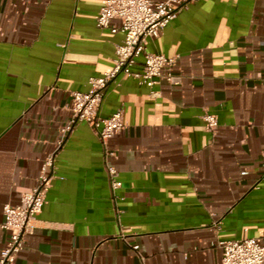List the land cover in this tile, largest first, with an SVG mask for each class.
Listing matches in <instances>:
<instances>
[{
  "label": "crops",
  "instance_id": "0c3cea01",
  "mask_svg": "<svg viewBox=\"0 0 264 264\" xmlns=\"http://www.w3.org/2000/svg\"><path fill=\"white\" fill-rule=\"evenodd\" d=\"M101 4L0 0V225L56 149L70 92L113 65L123 34L96 26ZM147 50L176 57L171 80L155 96L122 75L107 85L99 113L121 106L124 128L103 145L76 124L15 264H220L218 240L264 244V0H187Z\"/></svg>",
  "mask_w": 264,
  "mask_h": 264
},
{
  "label": "built area",
  "instance_id": "2783aa9c",
  "mask_svg": "<svg viewBox=\"0 0 264 264\" xmlns=\"http://www.w3.org/2000/svg\"><path fill=\"white\" fill-rule=\"evenodd\" d=\"M186 4L187 0H102L95 19L96 26L112 33L119 31L123 34L122 41L115 44L113 65L102 75L89 77L87 91L70 92V116L60 129L56 149L48 153L42 162L36 186L23 193L19 203L3 205L4 220L0 226L8 231V238L0 249V264H15L17 254L23 248L24 236L31 230L30 221L40 213L45 202L51 180L47 168H53L56 150L62 146L76 124L87 123L103 145L124 128V111L121 106L107 117L99 113L107 85L122 75L135 79L140 85H146L150 89V95L155 96L157 92L153 89L154 85L161 79L171 80V69L176 57L147 50V42L158 37ZM113 20H117L119 24H113ZM137 66L138 69L135 68ZM200 117L205 128L215 132L218 127L217 116L204 112ZM104 152L109 187L115 203L121 198L117 194L121 187L119 172L110 162L116 152L106 147ZM120 236L127 242L124 233ZM128 245L135 251L139 249L138 244ZM217 246L221 249L220 264H264V244L256 237L218 240Z\"/></svg>",
  "mask_w": 264,
  "mask_h": 264
}]
</instances>
